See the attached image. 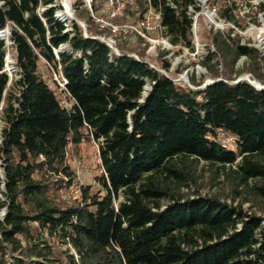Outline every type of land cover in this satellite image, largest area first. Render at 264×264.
<instances>
[{
  "label": "trees",
  "instance_id": "16d2710c",
  "mask_svg": "<svg viewBox=\"0 0 264 264\" xmlns=\"http://www.w3.org/2000/svg\"><path fill=\"white\" fill-rule=\"evenodd\" d=\"M237 1L207 3L244 29ZM111 2L126 3L117 26L150 8L147 0H72L68 25L58 0H0V31L10 30L19 73L11 80L4 71L0 38V264H264V89L233 83L248 72L264 86L260 50L233 28H206L200 16L209 42L202 65L222 80L194 89L175 82L161 45L150 56L140 36L129 46L123 30L99 26ZM152 6L163 36L194 52L200 2ZM254 9L264 19V2ZM99 37H114L121 55ZM242 58L251 64L238 71ZM191 84L201 86L195 77ZM96 144L99 189L82 185L77 198L64 197L76 185L70 162Z\"/></svg>",
  "mask_w": 264,
  "mask_h": 264
},
{
  "label": "rangeland",
  "instance_id": "374dc122",
  "mask_svg": "<svg viewBox=\"0 0 264 264\" xmlns=\"http://www.w3.org/2000/svg\"><path fill=\"white\" fill-rule=\"evenodd\" d=\"M89 2L90 0H86ZM63 0H58V4H60L64 11H58L57 16L61 17L62 14H65V5ZM69 6L71 7V13L74 12L72 10V0H66ZM264 2V0H238V6L240 7L238 11L235 13L238 15L240 22L244 29L238 28L232 24H228L224 22L223 19L220 18L216 10H211L208 7V3L205 2V0H200V4L202 7V11L199 13L194 14V23L195 27L193 28V37H194V46L195 51L191 52L189 49L184 48L182 51H178L176 47H174L170 40L169 45H166L165 47H162V49H166L169 51V54L167 56V59L171 62V72L176 73L174 80L176 83L190 86L194 89H200L204 87V85L207 84V82L213 81L211 80L209 76L208 70L202 65V62L206 59L208 55L207 46L209 45L208 40L204 39L202 36H200V27L198 22L200 16L203 18L204 26L208 29L214 28L215 30H228V28H233L237 33H239L242 37V42L244 44H248L249 46L256 47L260 50L261 55L264 57V19L262 15L256 14V9H254L256 6H258L260 3ZM207 4V5H206ZM252 5L254 8L250 6ZM124 8V7H123ZM122 8V10H123ZM195 11H193L194 13ZM122 13V11H121ZM258 17L259 18V24H256L253 22V20ZM62 18V17H61ZM75 18V16H74ZM76 20V18H75ZM71 20H68L66 23L69 25ZM80 23V22H79ZM119 32H117L118 34ZM126 40L129 44V46H138L139 40L135 34L129 35L128 32H124ZM152 37L154 39H160L161 37H164L162 33H154L152 34ZM110 38V37H108ZM114 41L115 38L112 37ZM7 43L8 53H7V59H6V66L5 71L10 76L11 80L15 78H19V73L17 71L16 67V61H15V51L12 48V43L10 41V31L8 33L7 38L5 39ZM148 45L147 53L150 56H156L157 55V48H154L152 50H149V44L143 43V46ZM162 46V45H161ZM67 48V47H63ZM136 55V54H135ZM138 56V55H137ZM214 61L213 63H215ZM251 64L250 60L247 58H242L238 65L237 70L240 71L244 69L247 65ZM195 77L198 82H201V86L196 88L193 87L191 84V78ZM250 77L251 79L257 80L261 85L259 78L255 77L252 73L245 72L237 77V80L240 78H246ZM52 81H61L60 76L54 74V77L52 78ZM11 85V81L10 84ZM54 85H52L53 87ZM263 86V85H262ZM5 105V102L2 103L0 107V131L4 128V122L2 120V109ZM64 105L66 107H70L71 104L64 100ZM222 141L224 144H226L228 147L235 149V140L234 138L227 136V135H221ZM100 154H99V146L93 145L84 150L83 157L79 160H74L70 162V165L72 169L76 173V185L73 187V189L69 193L63 194L64 197H72L77 198L79 196V187L84 186H93L94 189H99L98 182L96 180L97 177L101 176L102 169L100 167ZM205 176L209 175V172H205ZM217 189H210L205 188L203 189L204 193H212L216 192ZM68 195V196H66ZM0 218H2V212L0 213ZM63 249H66V247H63ZM75 254V252H73Z\"/></svg>",
  "mask_w": 264,
  "mask_h": 264
},
{
  "label": "built area",
  "instance_id": "2783aa9c",
  "mask_svg": "<svg viewBox=\"0 0 264 264\" xmlns=\"http://www.w3.org/2000/svg\"><path fill=\"white\" fill-rule=\"evenodd\" d=\"M136 0H126L127 3L133 4ZM200 2V0H198ZM147 2L150 5V8L145 15V17L141 20H139L136 24L133 25H123V26H117L112 23V19H114L117 15L121 14L122 8L125 6L126 3H122L118 6H115L113 2L110 3L109 9H108V17H102L97 19V23L100 27H111L113 33H117L120 30H123L124 32L132 31L133 34L140 36L146 44H149V50H152L154 48H157L158 46L162 45V47H165L166 45H169V40L167 37H161L160 39H154L152 37V34L154 33H163L164 28L161 23V13L158 12L156 9L152 6V0H147ZM194 9L190 7V12L193 13ZM195 27V23L193 24V28ZM100 40L105 42L112 51L117 55L120 56L119 50L116 48V41L110 38H104L99 37ZM57 52V51H56ZM132 56L136 59H139V57L135 54H132ZM153 67V66H152ZM61 81H59V84L62 89L66 88L67 80L63 77H60ZM2 130L0 131V137H1ZM1 143V138H0ZM5 212H2V216H4Z\"/></svg>",
  "mask_w": 264,
  "mask_h": 264
},
{
  "label": "water",
  "instance_id": "95a60500",
  "mask_svg": "<svg viewBox=\"0 0 264 264\" xmlns=\"http://www.w3.org/2000/svg\"><path fill=\"white\" fill-rule=\"evenodd\" d=\"M205 2H207V0H205ZM207 5V4H206ZM70 10H71V7H70ZM61 21H63L64 23H66V20H63L61 17H59ZM70 20L71 21H76L74 16H73V13H70ZM82 27H84L85 29V32H87V28L84 26V24L82 23H79ZM8 31H10L8 28H6ZM1 39H3L1 36H0ZM5 40V39H4ZM5 71V70H4ZM6 72V71H5ZM222 79H218V80H213L212 82H207L206 85H204V87L200 88V89H204L205 87H208L210 85H213L219 81H221ZM243 81H247L248 83H250L251 85H253L254 87H256L257 89H264V86L260 85V87H257L256 85H254L252 82H250L249 80H246L245 78H240L238 80H236L235 82H233L234 84H238V83H241ZM149 88L146 87V90H148ZM147 94L145 93L144 96H146ZM0 174H1V171H0Z\"/></svg>",
  "mask_w": 264,
  "mask_h": 264
},
{
  "label": "bare ground",
  "instance_id": "6f19581e",
  "mask_svg": "<svg viewBox=\"0 0 264 264\" xmlns=\"http://www.w3.org/2000/svg\"><path fill=\"white\" fill-rule=\"evenodd\" d=\"M63 1H65L64 2V5H65V14H62L61 17H62L63 20H66V22H67L68 20H70V13H71L70 6H69L70 4H68L66 2V0H63ZM8 33H9V31L7 29L6 30H3V31H0V36L3 39H6L7 36H8ZM245 79L246 80H249L250 82H252L257 87H260V85H261L257 80L251 79L250 77H246ZM210 82H212V81H210Z\"/></svg>",
  "mask_w": 264,
  "mask_h": 264
}]
</instances>
